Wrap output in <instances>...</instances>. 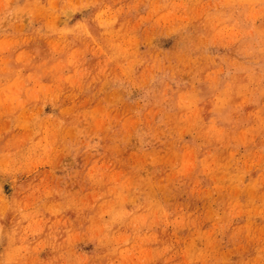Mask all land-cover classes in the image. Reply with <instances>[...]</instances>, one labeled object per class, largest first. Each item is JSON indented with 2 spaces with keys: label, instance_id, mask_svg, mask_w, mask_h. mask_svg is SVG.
<instances>
[{
  "label": "rangeland",
  "instance_id": "1",
  "mask_svg": "<svg viewBox=\"0 0 264 264\" xmlns=\"http://www.w3.org/2000/svg\"><path fill=\"white\" fill-rule=\"evenodd\" d=\"M0 264H264V0H0Z\"/></svg>",
  "mask_w": 264,
  "mask_h": 264
}]
</instances>
